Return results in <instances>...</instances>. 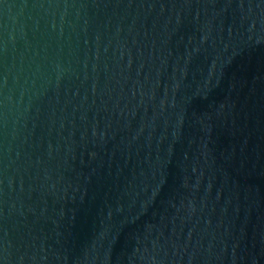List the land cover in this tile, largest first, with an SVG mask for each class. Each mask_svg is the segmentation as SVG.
Listing matches in <instances>:
<instances>
[{
    "label": "water",
    "instance_id": "obj_1",
    "mask_svg": "<svg viewBox=\"0 0 264 264\" xmlns=\"http://www.w3.org/2000/svg\"><path fill=\"white\" fill-rule=\"evenodd\" d=\"M0 264H264V0H0Z\"/></svg>",
    "mask_w": 264,
    "mask_h": 264
}]
</instances>
